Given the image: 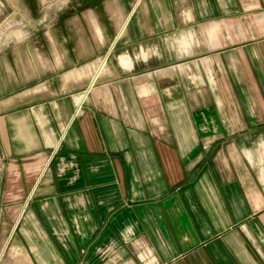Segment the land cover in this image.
Segmentation results:
<instances>
[{
	"label": "crops",
	"instance_id": "crops-1",
	"mask_svg": "<svg viewBox=\"0 0 264 264\" xmlns=\"http://www.w3.org/2000/svg\"><path fill=\"white\" fill-rule=\"evenodd\" d=\"M4 2L18 264H264V0Z\"/></svg>",
	"mask_w": 264,
	"mask_h": 264
},
{
	"label": "rangeland",
	"instance_id": "rangeland-1",
	"mask_svg": "<svg viewBox=\"0 0 264 264\" xmlns=\"http://www.w3.org/2000/svg\"><path fill=\"white\" fill-rule=\"evenodd\" d=\"M18 13L7 6L4 0H0V52L9 48H17L19 45H25L26 41L34 38V25L18 23ZM2 169L0 168V188ZM9 220L4 213L0 201V264H18L20 259L19 250L17 248L5 247L4 242L9 232Z\"/></svg>",
	"mask_w": 264,
	"mask_h": 264
}]
</instances>
